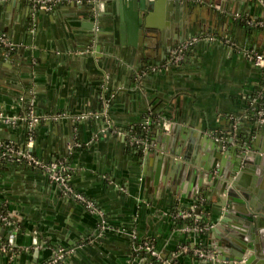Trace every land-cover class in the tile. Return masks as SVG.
<instances>
[{"label":"crops","instance_id":"0c3cea01","mask_svg":"<svg viewBox=\"0 0 264 264\" xmlns=\"http://www.w3.org/2000/svg\"><path fill=\"white\" fill-rule=\"evenodd\" d=\"M165 5L148 13L147 31L122 17L114 0H63L49 9L0 2V36L15 45L0 43V108L15 117H0V141L64 161L75 190L102 210H87L44 169L6 161L0 208L12 222L0 241L13 250L0 251V264H47L59 250L67 254L52 264H159L176 252L178 264H209L193 248L215 250L228 231L238 243L250 236L253 263L264 264L261 231L232 223L236 215L221 221L229 198L222 207V194L194 183L197 163L184 167L172 151L183 154L185 140L202 134L259 130L256 116L264 122L257 113L263 68L246 53L264 52V28L237 19L264 18V0H178L172 13ZM189 40L174 66L164 44ZM138 132L146 150L135 146L144 138L135 139ZM194 151L205 164L206 147ZM255 166L242 180L263 194L264 165ZM199 200L210 225L200 233L175 218ZM147 240L159 258L136 248ZM184 244L191 249L181 252Z\"/></svg>","mask_w":264,"mask_h":264},{"label":"water","instance_id":"95a60500","mask_svg":"<svg viewBox=\"0 0 264 264\" xmlns=\"http://www.w3.org/2000/svg\"><path fill=\"white\" fill-rule=\"evenodd\" d=\"M118 6H120L119 14L122 17L132 20L134 26H138L139 30H143L146 27L147 31L151 30L148 21V13L152 12L166 4L168 11L172 13L178 0H114ZM164 8V6H163ZM162 8V9H163ZM168 24V23H167ZM169 23L168 25H170ZM202 38L207 35H200ZM174 42L172 44H164L169 49L166 52V56L176 55L178 51L173 52L174 49L181 45V42ZM91 52L95 49L91 47ZM98 49V48H97ZM185 52V51H184ZM184 54V53H183ZM181 59L178 62L172 63L175 66L176 63H181ZM148 67L149 63H146ZM21 101V100H20ZM0 113L6 115L5 112L0 108ZM10 115V114H9ZM12 116V115H10ZM31 126V125H30ZM255 126H259V130L253 127L250 133L237 132L236 135L232 130L230 133L216 135V137L209 134H202L204 137L198 142L196 140H185L186 146L184 152L181 154L179 149H173V154H180L186 160L184 167H190L189 164L193 162L197 163V167L194 168V175L192 177L196 185L211 186L212 190L216 193L222 194L220 196L219 204L223 207L227 205V199L230 200V204L227 209L223 210V216L220 217L221 221L232 222L228 217L236 215V221L232 222L236 225L240 223V226L244 229L251 230L258 228L261 231L262 246L264 251V193L256 192L253 188H250L251 183H244L242 180L243 174L247 170H251L255 164L264 165V145L262 144L261 138L264 136V122L260 121L259 117L256 116ZM167 127V122L163 121L162 128ZM257 131H259L257 133ZM150 135V133H149ZM140 136L144 137V134L137 133L135 139H139ZM237 136V137H236ZM168 136L166 137V141ZM72 144V141L70 140ZM147 138L144 137L139 144H135L139 149L144 148L146 150ZM206 147L208 156L205 164H200V161L195 158V151L197 147ZM148 150V149H147ZM234 158L231 159V157ZM231 162H229V159ZM201 167V170H200ZM257 167V166H255ZM215 170L217 174L214 175ZM196 176L199 179L196 182ZM256 181L253 179V185ZM243 184L246 186L244 187ZM190 184L185 182L183 187V201L184 196L188 193ZM198 194L201 191H197ZM245 196V199L241 197V194ZM201 208H197V212H200ZM254 222V223H253ZM4 223H0V235L5 230ZM213 230H217L219 233V227L214 226ZM229 230V229H227ZM221 234L218 238L221 241L215 242L216 256L213 258H207L205 261L209 264H254V252L253 248L255 244L252 243L250 236L247 239L237 242L231 237L232 233ZM223 236V237H221ZM6 239L12 240L9 235L5 234ZM144 251V250H142ZM37 252V250L35 251ZM149 254V253H148Z\"/></svg>","mask_w":264,"mask_h":264},{"label":"built area","instance_id":"2783aa9c","mask_svg":"<svg viewBox=\"0 0 264 264\" xmlns=\"http://www.w3.org/2000/svg\"><path fill=\"white\" fill-rule=\"evenodd\" d=\"M6 0H0V2H3ZM31 1L34 6L44 9H49L54 7L56 4L60 3L63 0H29ZM236 17H239L237 14ZM247 22L249 24L259 26L264 28V18L262 19H247ZM211 38V37H210ZM195 40H189L183 44H181L178 48L174 49L173 52L178 51L176 55H172V59L174 62H178L180 59H182V55L184 51L194 43ZM0 43L5 44L9 50L15 49V45L6 39L5 36H0ZM248 53V56L253 60V62L263 68L264 72V52L257 51L256 49H248L246 51ZM154 69L156 67H153ZM259 108L257 109V113L260 116L261 119H264V87L263 90L259 94ZM0 117H3L7 122H15V117L10 115H3V113H0ZM31 125V124H30ZM138 140V139H137ZM139 141V140H138ZM15 161L17 163H25L32 167H38L44 169L49 178L55 182H57L62 190L72 196L75 200L78 202H81L84 207L97 214H101L102 210L98 206V204L93 200L92 198L88 197L84 193L75 190L73 185L69 182L68 174H67V165L62 160H54L50 162H45L44 160L38 158L35 154H33L29 149L21 148L18 145H15L10 142H2L0 141V167L5 161ZM198 202H201L199 200ZM198 202H193L188 208L182 209L178 211L175 214V218H192L193 225L184 224L183 228L188 230H193L197 232H203L205 229L209 228L210 225L207 222H204L202 220L203 214L201 212H197L198 208ZM0 220L2 223H11V216L7 211L0 208ZM203 221V222H202ZM191 245L184 244L181 248V252L189 251L191 249ZM139 251L144 250L149 253L150 256L159 258V255L157 251L154 249L152 243L150 241H145L140 244H137L136 247ZM197 257L200 258H213L216 256L215 250H208L203 247H194L193 248ZM13 250V245H11L7 241H0V251L5 252ZM175 256H171L170 258L161 259L159 264H178L177 257L178 252ZM65 250H59L54 257L53 260L48 262L47 264H52L53 262L62 261L66 256Z\"/></svg>","mask_w":264,"mask_h":264},{"label":"trees","instance_id":"16d2710c","mask_svg":"<svg viewBox=\"0 0 264 264\" xmlns=\"http://www.w3.org/2000/svg\"><path fill=\"white\" fill-rule=\"evenodd\" d=\"M238 20H240V21H242V22H245L246 24H247V20L245 19V18H237ZM138 131H142V127H139L138 128ZM6 162V161H5ZM4 162V163H5ZM3 163V164H4ZM2 164V165H3ZM198 207H200L201 208V210H200V212L203 214V218H202V220H206V216H205V213H206V211H207V208H206V203H205V201H202V202H198ZM2 209H4V208H2ZM5 210V209H4ZM6 211V210H5ZM177 222L180 224V225H184V224H189V225H192V223H193V220H192V218H178V220H177ZM203 222V221H202Z\"/></svg>","mask_w":264,"mask_h":264}]
</instances>
